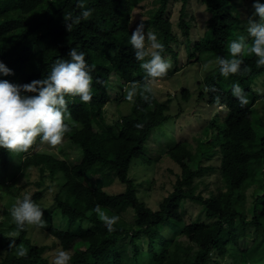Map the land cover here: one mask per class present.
<instances>
[{"label": "trees", "instance_id": "1", "mask_svg": "<svg viewBox=\"0 0 264 264\" xmlns=\"http://www.w3.org/2000/svg\"><path fill=\"white\" fill-rule=\"evenodd\" d=\"M171 1L155 0L143 22L144 31L154 32L164 45L161 55L174 60L175 67L167 74L184 68L176 49L180 38L167 15ZM180 1L178 26L187 40L188 60L207 53L216 59L230 58V43L247 36L245 0H200L210 18L208 31L195 46L186 21L190 0ZM78 3L0 0V61L12 70L10 75L0 74V80L23 85L46 78L58 59L70 60L72 48L85 54L93 77L91 102L66 96L72 130L64 140L77 146L76 162L67 154L62 157L52 149H41L38 140L28 153L12 154L0 148V187L18 186L30 194L49 223L43 231L47 240L38 241L32 226L18 229L8 210L7 220L0 222V264H52L47 255L55 251L54 258L59 249L70 252V264H264V106L253 88L264 67H257L255 55L244 54L238 74L225 78L217 66L198 82L197 102L216 103L219 96L218 106L227 115L213 117L189 140L181 139L165 152L180 171L172 191L154 210L140 195L151 178L138 180L131 171L138 166L153 169L157 159L147 152L149 140L153 131L174 117L169 101L161 102L154 88L146 94L148 100L139 94L134 102L125 99V89L133 82L142 86L145 76L129 44L135 30L133 0H84L91 16L68 31L64 17L78 15ZM234 83L240 84L248 99L244 107L232 94ZM182 97L190 101L193 94L184 88ZM113 100L123 101L130 111L109 122L105 108ZM137 124L143 127L138 129ZM214 169H219L220 184L214 190L208 188L205 196L198 191L205 180L196 179ZM33 171L38 173L35 180H31ZM114 183L122 184L124 190L109 191ZM50 189L54 197L44 206ZM186 202L202 206L209 221L188 222ZM97 205L108 216H119L113 231L99 219ZM13 241L15 246L10 248ZM20 245L28 248L26 258L15 254Z\"/></svg>", "mask_w": 264, "mask_h": 264}, {"label": "clouds", "instance_id": "2", "mask_svg": "<svg viewBox=\"0 0 264 264\" xmlns=\"http://www.w3.org/2000/svg\"><path fill=\"white\" fill-rule=\"evenodd\" d=\"M81 12L73 17L71 13L65 15V25L68 31L73 24L87 20L92 10L85 7L84 0L77 5ZM254 15L260 19H249L247 23V36L241 35L229 45L230 58L217 57L220 73L225 77L238 74L241 71L243 60L241 57L247 53L255 55L257 67H264V4L259 0L253 4ZM251 38V44L248 40ZM129 44L135 50V59L141 62L140 66L145 72L142 86L133 82L125 89V99L134 102L139 94L145 100L146 94L153 93V85L165 77L171 68V63L161 53L164 45L159 42L157 35L151 30L145 35L144 24L140 23L132 32ZM70 60L58 59L52 65L46 78L33 80L28 84H14L6 79L0 80V148L12 154L28 153L39 138L40 143L53 148L59 146L67 133L72 130L71 113L68 111L66 96H78L82 102L92 100V69L88 66L83 52L76 48L70 50ZM207 67V65H205ZM12 70L0 61V74L10 75ZM215 91V89H211ZM31 93L32 95H28ZM232 94L241 107L248 103L244 90L239 83L232 85ZM220 103V97L215 98ZM221 108V107H220ZM135 127L142 128L137 124ZM99 219L109 231L119 221V216H108L95 208ZM10 215L18 229L24 230L26 226L45 227L44 212L30 194L17 199L10 209ZM15 246V241L10 248ZM18 258H26L28 250L20 245L16 250ZM72 257L69 251L59 249L52 260V264H70Z\"/></svg>", "mask_w": 264, "mask_h": 264}, {"label": "rangeland", "instance_id": "3", "mask_svg": "<svg viewBox=\"0 0 264 264\" xmlns=\"http://www.w3.org/2000/svg\"><path fill=\"white\" fill-rule=\"evenodd\" d=\"M256 0H245L244 14L245 17L249 19H254L259 21V17L254 15L255 9L253 4ZM260 3L264 4V0H259ZM133 10H132V27L134 29L140 23L147 20L150 11L155 6V0H133ZM181 1L173 0L169 5V11L167 15L170 16L171 20L174 22V30L179 35L180 45L176 49L179 51V65L184 68L173 74H167L162 79H159L154 85V91L157 98L161 102L167 103L169 101L170 114L174 117L167 122L161 129L153 131L152 138L149 140L147 146L148 154L157 159L153 169H146L142 166L134 167L131 171V175L138 180L144 178H151V184H144L141 188V198L147 202L148 206L152 209L157 210L160 206L161 201L168 195V192L172 191V184L175 181V174L180 171V168L175 164L170 158L165 156V152L168 151L172 146H174L178 141L189 140L191 136L202 129V127L207 124L213 117H226V110L221 109L216 103H204L197 102V88L198 82L201 81L208 73L213 71L217 66L216 56L211 53L203 54L199 56V59L188 60L187 57V40L178 26ZM210 18V13L206 6L200 0H190L187 6L186 21L191 25V41L195 46V42L200 41L205 32L208 31V20ZM147 35V31H145ZM251 44V43H250ZM245 56H250L245 53ZM174 60H171V68L168 72L172 71L175 67ZM207 65V67H205ZM189 89L193 94L190 101H186L182 97L183 89ZM253 88L256 94L262 96L260 98V106H264V74L253 82ZM171 99V100H170ZM260 107V108H261ZM129 106L123 101H112L110 102L105 110L106 117L109 122H114L116 118H120L123 113L129 112ZM262 109V117L264 118V108ZM257 118V115H255ZM39 141V138L37 139ZM41 149H52L54 153L60 154L65 157L68 155V159L76 162L77 158L80 157V152L75 144L70 140H63V142L55 147L50 148L47 144L40 143ZM219 164V160L215 161ZM219 169H214L210 173H207L201 178H197L196 182H202L205 180V184L200 185L199 190L205 196L209 195L208 188L214 190L217 188L219 182ZM37 171L31 172V180L37 178ZM19 178L25 179V177L20 174ZM111 192H120L124 190V186L120 183H114L112 186L108 187ZM35 189L29 191L33 193ZM53 189L47 192L44 206H49L51 199L54 197ZM25 194L20 187L8 188L0 187V222L1 220H7V211L11 209L12 205L19 198L21 199ZM251 190L248 191V206L251 210L252 208V197ZM186 220L188 222L195 221L197 219L209 221L206 217L204 211H202V206L193 202H186ZM130 217V214H128ZM46 221L45 227H35L32 226V235L38 241L47 240L46 228L49 226L48 221L43 216ZM10 221H8L9 223ZM14 234V233H12ZM49 239V238H48ZM76 248V247H75ZM82 246L80 249H84ZM28 250V248H26ZM53 251V250H52ZM55 252V251H53ZM49 252L47 255L53 260L54 253ZM2 256H0L1 259ZM229 261L232 256L228 258Z\"/></svg>", "mask_w": 264, "mask_h": 264}]
</instances>
